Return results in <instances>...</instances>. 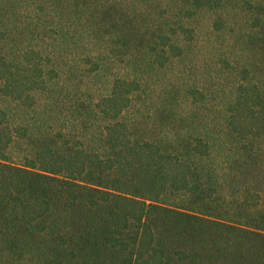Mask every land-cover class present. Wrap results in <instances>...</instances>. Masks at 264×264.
Returning a JSON list of instances; mask_svg holds the SVG:
<instances>
[{
  "label": "trees",
  "instance_id": "trees-1",
  "mask_svg": "<svg viewBox=\"0 0 264 264\" xmlns=\"http://www.w3.org/2000/svg\"><path fill=\"white\" fill-rule=\"evenodd\" d=\"M106 2L0 0L19 30L53 36L46 53L24 46L0 65V264H264V189L228 199L195 158L204 134L174 130L146 82L184 51L186 22L168 31L166 18ZM88 43L125 65L102 107L64 96L81 77L53 57Z\"/></svg>",
  "mask_w": 264,
  "mask_h": 264
},
{
  "label": "rangeland",
  "instance_id": "rangeland-1",
  "mask_svg": "<svg viewBox=\"0 0 264 264\" xmlns=\"http://www.w3.org/2000/svg\"><path fill=\"white\" fill-rule=\"evenodd\" d=\"M27 1L30 0H22ZM95 1L103 2L88 0L90 5ZM112 1L107 0L106 5L113 4L115 9H121L122 3L128 6L119 10L121 15L129 10L135 16L138 10H143L146 18L152 13L162 21L168 19V31L178 26V20L186 22L184 28H179L185 32L181 35L184 51L179 54V48L174 47L173 64L160 72H147L150 80L146 82L155 84L159 98L166 99L159 107L150 103L148 107L164 109L174 120V130L182 134L185 125L195 134H204L209 151L204 147L206 153H196L195 158H201L214 185L227 192L228 199L234 200L242 189H264V128L255 127L259 120H264V0ZM3 11L0 7V65L5 59L17 63L24 46L23 50L28 46L45 49V53L50 50L52 35L43 39L42 33L36 34L42 29L19 30L15 25L17 17L2 18ZM58 11L61 18L67 14L64 7L60 6ZM36 40L46 41L34 46ZM61 48L63 51L59 48L56 53H60L53 56L60 68L66 72L68 68L75 71V77H81L76 80L80 81V92L73 79L68 85L70 92L64 96L74 98L77 92L89 95L92 107L94 100L102 107L105 101L100 97L113 92L112 72L122 71L123 62L101 54H105L107 45H76L71 53L68 52L71 48ZM89 54L98 56V60L95 57L96 62L86 61ZM29 63L30 60L24 59L19 66L23 68ZM57 88L64 89L62 85ZM148 109L143 110L151 112ZM197 147L200 148L198 144Z\"/></svg>",
  "mask_w": 264,
  "mask_h": 264
}]
</instances>
